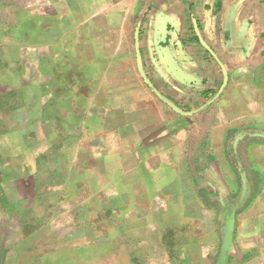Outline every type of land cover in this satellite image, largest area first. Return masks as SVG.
Listing matches in <instances>:
<instances>
[{
  "label": "crops",
  "instance_id": "0c3cea01",
  "mask_svg": "<svg viewBox=\"0 0 264 264\" xmlns=\"http://www.w3.org/2000/svg\"><path fill=\"white\" fill-rule=\"evenodd\" d=\"M172 2L0 0V250L12 229L33 226L26 217L43 195L72 187L76 195L124 198L109 212L121 213L115 225L124 228L115 239L125 241L129 264L140 256L156 257V264H213L222 233L182 161L176 119L129 58L133 18L150 7L156 13L163 5L178 11L187 5ZM188 8L191 17L206 20L201 34L231 83L214 109L197 116L204 122L191 124L207 132L212 125L264 129V0H188ZM139 47L147 58L146 46ZM10 54L12 85L5 83ZM216 64L206 62L213 83ZM163 86L159 91L176 104L179 97ZM21 92L26 100L18 105ZM70 142L67 154L63 145ZM246 160L253 167L245 173L250 196L228 215L233 232L226 264H264V144H254ZM214 188L222 203L223 184ZM186 225H192L190 239ZM139 242L147 246L140 255L131 245Z\"/></svg>",
  "mask_w": 264,
  "mask_h": 264
},
{
  "label": "rangeland",
  "instance_id": "374dc122",
  "mask_svg": "<svg viewBox=\"0 0 264 264\" xmlns=\"http://www.w3.org/2000/svg\"><path fill=\"white\" fill-rule=\"evenodd\" d=\"M184 3L187 5L185 4L181 11L176 10V7H171L169 9L172 10H168L167 5H163L156 13L150 7L144 17L133 18L132 33L128 35L133 45V51L129 54V58L134 64V70H137L135 32L138 29V46H146L148 53L146 58L143 50L140 51L147 78L158 91L160 88L157 86L163 85L157 79L164 81L163 87H171L168 89L176 93V98L179 97L177 100L180 101V107L176 106L178 101L174 104L165 97L181 111L191 112L215 96L222 85V74L219 65L216 64L217 66L214 68L217 71V79L214 80V83L213 80H210V66H207L206 62L211 63L214 59L199 43L194 30V27L197 26L199 34L207 46L206 40L201 34L206 20L195 15L191 17L188 0H184ZM152 4L155 5L154 1L149 2V5L152 6ZM170 4L176 5V0ZM191 47H195L197 50L194 51ZM189 56L193 57V61H190ZM12 61V54L6 56V63L9 62L10 66L5 69V83L11 85L14 84L12 80H9L14 74ZM15 74L18 75V71ZM18 80L15 84H19ZM143 84L145 85L144 82ZM173 85L176 88L175 91L172 88ZM230 85L231 83L227 80L220 95L207 107L214 109L219 104L221 95ZM165 88L161 89L166 91ZM204 91L215 93L202 104L204 98L201 96L195 98V95ZM23 96L24 92H21L18 105L23 103L25 99ZM154 97L157 99L155 95ZM159 105L162 106L161 101ZM164 106L166 112L176 119L173 131L176 134V139H182L184 142L181 150L182 161L191 180H194L198 188V196L207 207L208 213L213 214L218 234H221L228 215L233 210L234 213L237 212L243 182L247 187L245 173L253 169L246 159H251V149L254 144H264V129L250 125L221 131L218 125H212L208 132L197 130L191 123L196 119L199 122H204V118L198 120L197 116H201L207 107L187 117L175 115L171 109ZM213 117L215 118V116ZM214 118L213 122H215ZM63 146L67 154L68 151L70 153L74 149L71 142L65 143ZM58 151L59 155L64 153ZM40 165L44 166V164ZM200 170L207 178L199 176ZM39 182L42 181L39 180ZM209 182H213L214 187H218L220 190L221 184H223L226 191L221 197L222 203L217 190L214 187L211 188ZM86 193L76 195L74 188L70 187L65 189V192L60 196L56 193L45 197L43 195L41 197L43 202L37 203L30 216L26 217V223L29 222L33 226H20V229L18 226L19 230L12 229L7 235V240L2 245L5 248L0 250V254L4 253L3 264H129L125 259V241L115 239V235L121 234L124 228L115 225L121 213H118L120 216L116 217L115 211H112L111 214L109 212L110 204L119 207L124 198L121 194L114 195L108 192L99 197H93V193H89V191ZM226 193H228L227 197ZM248 196L250 195L245 196L243 203L249 200ZM201 223L205 224L204 219ZM139 230L137 227H133L132 232L139 235ZM191 230L192 225L184 227V234L188 236V239L192 237ZM152 240L154 239L152 238ZM219 244L221 245V242ZM131 245H133L132 250L138 249L136 251L138 255L147 248L146 243H131ZM148 245L153 247V241ZM220 245L213 264H216ZM114 247L118 248L116 253L112 252ZM116 254L120 256L116 257ZM141 257L134 258L136 264H156V257L144 259ZM158 259L160 258L158 257Z\"/></svg>",
  "mask_w": 264,
  "mask_h": 264
},
{
  "label": "water",
  "instance_id": "95a60500",
  "mask_svg": "<svg viewBox=\"0 0 264 264\" xmlns=\"http://www.w3.org/2000/svg\"><path fill=\"white\" fill-rule=\"evenodd\" d=\"M194 30L196 32L199 43L211 55V57L214 59V61L219 65V67L221 69V74H222V85L220 86L218 92L215 94V96L210 101L206 102L205 104H203L202 106H200L199 108H197L196 110L191 111V112L181 111L170 100H168L162 93H160L158 90H156V88H154L151 81L147 78V76L144 72L143 64H142V60H141V55H140V50H139V46H138V29H136V32H135L136 66H137V71H138L141 79L143 80L145 85L152 91V93L157 97V99H159L164 105H166L174 113H176L180 116H187V117L188 116L190 117V116L200 112L201 110H203L207 106L211 105L216 100V98L220 95V93L222 92V90H223V88H224V86L228 80V74H227L225 67L219 61L218 57L215 55V53L212 51V49L205 45L202 37L199 34L197 26L194 27ZM246 194H247V188H246L245 182H243L242 195H241L239 204L243 203V199L245 198ZM232 232H233V220L227 219L225 222V225L222 229L221 245H220V250L218 253L217 260H216V264H226L227 257L229 255L230 248H231Z\"/></svg>",
  "mask_w": 264,
  "mask_h": 264
},
{
  "label": "trees",
  "instance_id": "16d2710c",
  "mask_svg": "<svg viewBox=\"0 0 264 264\" xmlns=\"http://www.w3.org/2000/svg\"><path fill=\"white\" fill-rule=\"evenodd\" d=\"M214 93L215 92H212V91H204V92L200 93L201 97L204 98L201 103L203 104L206 100L210 99ZM176 106L180 107L179 104H176ZM3 263H4V253L2 252V254H0V264H3Z\"/></svg>",
  "mask_w": 264,
  "mask_h": 264
}]
</instances>
